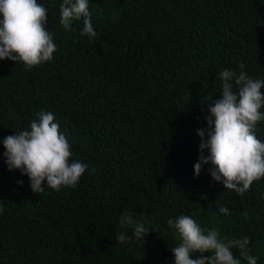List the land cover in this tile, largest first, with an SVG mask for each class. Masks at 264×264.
Listing matches in <instances>:
<instances>
[{
  "label": "trees",
  "instance_id": "obj_1",
  "mask_svg": "<svg viewBox=\"0 0 264 264\" xmlns=\"http://www.w3.org/2000/svg\"><path fill=\"white\" fill-rule=\"evenodd\" d=\"M37 2L53 59L31 69L0 60V264H174L180 238L167 221L182 215L222 238L250 237L249 254L264 264V178L241 196L213 180L211 163L194 173L201 102L221 98L219 73L264 80V0H88L95 42L82 20L64 30L63 0ZM41 111L88 166L75 188L34 193L7 166L4 138L30 130ZM254 131L264 142V121ZM126 210L150 221L144 248L116 240L132 235L120 227Z\"/></svg>",
  "mask_w": 264,
  "mask_h": 264
},
{
  "label": "clouds",
  "instance_id": "obj_2",
  "mask_svg": "<svg viewBox=\"0 0 264 264\" xmlns=\"http://www.w3.org/2000/svg\"><path fill=\"white\" fill-rule=\"evenodd\" d=\"M60 13V24L65 31H75L73 22L82 20L81 35L95 42L98 34L91 21L88 0H63ZM47 23V9L37 0H0V60L20 61L28 69L51 61L57 46ZM239 67L244 69L245 65L242 63ZM219 77L221 98H214V93L210 92L205 96V102H201L202 106H207L202 107V111L208 113L204 117L207 126L197 130L201 143L194 173L199 177L203 165L211 163L208 171L213 180L242 196L254 181L264 178V142L254 131L257 123L264 121L261 111L264 80L229 69L220 72ZM37 115L39 119L30 123V130L4 138V156L9 170L19 169L22 174H27L34 193L43 194L45 185L55 191L63 187L75 188L88 166L72 159L71 146L60 132L58 122H54V115L44 111ZM205 150H208L207 155ZM18 183L22 185L23 181ZM219 212L229 215L227 207H220ZM148 223L147 217L137 220L126 210L120 217V227H131L132 235L117 232L116 240L121 245L134 240L144 248L146 234L153 231L146 226ZM167 223L180 238L178 246L171 248L174 264H240L233 249H238L248 264H257L259 257L249 254L248 236L222 238L217 229L201 227L186 215L175 220L170 218ZM195 253L199 256L194 259Z\"/></svg>",
  "mask_w": 264,
  "mask_h": 264
}]
</instances>
